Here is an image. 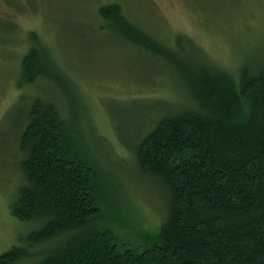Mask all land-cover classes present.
Wrapping results in <instances>:
<instances>
[{
	"label": "trees",
	"instance_id": "16d2710c",
	"mask_svg": "<svg viewBox=\"0 0 264 264\" xmlns=\"http://www.w3.org/2000/svg\"><path fill=\"white\" fill-rule=\"evenodd\" d=\"M99 14L114 37L170 69L183 96L178 103L151 102L149 119L138 120L131 137L118 131L135 175L152 179L165 195V217L157 233L144 234L143 247L98 230L105 214L115 212L109 208L115 177L77 135L75 116L64 117L52 101L25 91L12 108L24 183L10 212L40 226L26 246L3 252L0 264L34 256L32 264H264V61L232 71L189 38L173 45L154 38L119 4ZM29 37L17 88L46 80L68 92L48 50L34 33Z\"/></svg>",
	"mask_w": 264,
	"mask_h": 264
},
{
	"label": "rangeland",
	"instance_id": "374dc122",
	"mask_svg": "<svg viewBox=\"0 0 264 264\" xmlns=\"http://www.w3.org/2000/svg\"><path fill=\"white\" fill-rule=\"evenodd\" d=\"M112 3L161 42L173 45L181 36L189 38L208 59L232 71L264 61V0H0V255L12 246H26L27 235L40 226L10 212L24 183L17 165L22 156L16 142L19 116L12 108L25 91L28 97L52 101L64 117L75 116L77 135L115 177L109 190V208L115 212H107L97 229L109 228L118 242L142 247L144 234L159 231L165 195L152 179L135 175L118 131L131 137L138 120L150 117L151 102L178 103L183 96L162 62L114 37L99 14ZM30 33L63 72L68 92L46 80L22 92L17 88ZM37 260L34 256L22 264Z\"/></svg>",
	"mask_w": 264,
	"mask_h": 264
}]
</instances>
